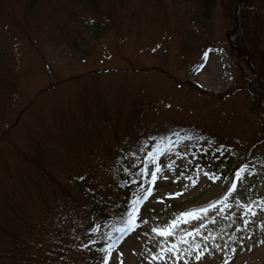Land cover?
Segmentation results:
<instances>
[{
  "label": "rangeland",
  "instance_id": "obj_1",
  "mask_svg": "<svg viewBox=\"0 0 264 264\" xmlns=\"http://www.w3.org/2000/svg\"><path fill=\"white\" fill-rule=\"evenodd\" d=\"M85 1L34 0L26 11L30 0H0V70L18 75L0 120V264H90L87 220L68 200L80 197V174L114 195L112 168L129 161L135 114L139 141L190 125L250 154L229 191L230 172L217 180L199 166L189 137L160 150L153 190L137 205L135 227L109 239L107 264L264 263V143L255 144L262 120L246 90L233 91L247 69L227 40L222 0L198 25L197 0L102 1L110 29L98 35L81 23L96 19ZM199 208L207 211L173 235L153 233ZM96 222L99 235L108 232L106 220Z\"/></svg>",
  "mask_w": 264,
  "mask_h": 264
},
{
  "label": "trees",
  "instance_id": "obj_2",
  "mask_svg": "<svg viewBox=\"0 0 264 264\" xmlns=\"http://www.w3.org/2000/svg\"><path fill=\"white\" fill-rule=\"evenodd\" d=\"M102 1L107 5L111 4L110 0H87L83 5L87 13L91 15L94 14L96 19L92 20L90 18L88 20H83L81 23L89 31L97 35L101 32H107L110 29L108 21H110L111 18L107 16ZM237 1L238 0H222L224 9L231 19V23L236 14ZM217 2V0H197V13L200 16L197 15L198 17H194L193 19L196 25L201 24L202 21L205 22L206 19L211 17ZM34 4V0H30L25 7L26 11H30ZM236 42L241 48V50L237 51L238 55L242 56L244 59L243 52L248 53L254 64L255 70L264 78V0H244ZM241 73L236 80L235 89H233V91H242L241 88H245L246 92L249 94L252 100L251 108L259 114L262 120L261 136L258 141L259 143H264V86H260L254 79H248L247 75H242ZM17 86L18 75L11 76L0 70V92L4 93L0 96V120L7 117L8 108L10 107L9 99L11 98L10 96L14 94ZM230 92L232 91L228 89L224 96H230ZM217 96L221 97L219 94ZM138 118L136 114L132 117L133 126H131L130 120L127 122V124H129V130L128 134H126V141L128 140L131 145L133 144L136 156L133 158L129 156L131 165L123 167L124 169L122 172H120L117 163L115 164L116 167H113L114 170L119 172V176H122L118 180V185L117 183L114 185L117 195L107 196L103 194L100 189L95 188L93 178L91 180H87V178H82L80 180L84 188H81L79 191L81 194L79 206L85 216L92 218V216L94 217V215L97 214L110 223L112 221H117L123 226L125 221L122 217L125 215L126 210L132 207L134 197L139 196L140 193L143 192L146 172L141 173V169H148V166L154 158L150 159L148 156L149 152H146L149 147L148 141L143 139L139 142L137 139L138 130L134 125L137 124ZM176 129L180 131L177 135L168 141L161 140L150 152L155 153L156 147L160 145L168 146L172 143V139L179 137L181 134L189 133L193 147L200 151L198 155L201 158L202 164L208 166V168L214 169L216 173L220 174L222 171V163L225 161L230 162L229 150L233 146L232 141H224L218 135L206 134L205 132L197 133L195 127L190 125H184L183 127L177 126ZM258 141L256 144H258ZM118 146L121 148L122 145L118 144ZM124 179L127 180L125 184L123 183ZM134 188L136 192H133ZM60 190L65 192V189L61 188ZM89 249L98 256H102L103 254V252L101 253L96 248V244H92Z\"/></svg>",
  "mask_w": 264,
  "mask_h": 264
},
{
  "label": "snow or ice",
  "instance_id": "obj_3",
  "mask_svg": "<svg viewBox=\"0 0 264 264\" xmlns=\"http://www.w3.org/2000/svg\"><path fill=\"white\" fill-rule=\"evenodd\" d=\"M148 156H149L150 159H152V158L155 157V153L149 152ZM160 170L161 169L158 166H154L152 168L151 173H150L152 179L149 181V186L139 196L134 197L132 207L130 209L126 210L125 215L122 217L124 219L125 223H124V227H122L120 229L121 232L130 231L133 227H135L136 215L138 214V211H139L137 205L141 204L151 194V192L153 190L152 189V184H154L155 179L157 178V175L160 172ZM148 171H149L148 169H143V168L141 169V173L148 172ZM244 171H245V167L242 165L241 168L237 169L236 178L237 179L241 178ZM235 187H236V184H235V181H233L232 187L229 189V191H233L235 189ZM219 202L220 201H217V203H219ZM214 206L215 205L211 204V203L208 205V207H214ZM228 207H231V205H228ZM245 207L248 209V211L251 212V214L253 216L256 215V212L253 210L252 205H245ZM206 211H207V208H199V209H194V210H192L190 212L180 213L176 218H174L173 220L169 221L168 224H166L164 226H160V227H154L152 229V231H153V233H155L157 235H160V236H163V237H168V236L174 234V230H175L176 226L180 222L187 223L188 219H198L199 216L201 214H203L204 212H206ZM243 223H244V226H247L249 221L245 220ZM261 226L264 227V224H262ZM201 227H202V225H201ZM198 231H199V229H192L190 232L184 233V235L190 236L193 233L198 232ZM205 239H207V237H205ZM185 243H187V241H185ZM196 247H197V249L199 248L198 245ZM216 247L219 248L220 246L216 245ZM103 251H106V252H108L110 254L111 245H107L106 244L105 248L103 249ZM160 251H161V256L160 257H156V258L163 259L164 258L163 254L165 252V249L162 248ZM168 251H172L173 254L176 256L177 260L180 259V256L177 254L178 253V246L177 245L173 244V247L169 248ZM201 255H202V253H197L195 258L197 260H199ZM104 264H107V256L104 259ZM185 264H187L186 261H185Z\"/></svg>",
  "mask_w": 264,
  "mask_h": 264
}]
</instances>
